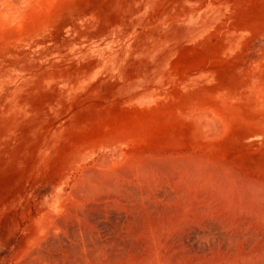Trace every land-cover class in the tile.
Listing matches in <instances>:
<instances>
[{
    "label": "rangeland",
    "instance_id": "374dc122",
    "mask_svg": "<svg viewBox=\"0 0 264 264\" xmlns=\"http://www.w3.org/2000/svg\"><path fill=\"white\" fill-rule=\"evenodd\" d=\"M33 18L23 29L0 30V264L142 261L150 231L182 195L171 186L175 173L186 184L196 169L187 167L185 177L180 163L161 162L136 181L115 154L148 143L163 149L167 133L177 139L168 129L191 119L198 102L246 90L264 62V0H43ZM247 128L195 145L205 167L217 153L214 165L225 168L213 173L221 182L204 173L203 189L213 179L218 196H227L232 179L264 176L262 136ZM104 166L122 171L105 176ZM56 198L64 208L38 229ZM161 243L173 259L204 262L264 244V230L207 214Z\"/></svg>",
    "mask_w": 264,
    "mask_h": 264
},
{
    "label": "bare ground",
    "instance_id": "6f19581e",
    "mask_svg": "<svg viewBox=\"0 0 264 264\" xmlns=\"http://www.w3.org/2000/svg\"><path fill=\"white\" fill-rule=\"evenodd\" d=\"M42 2H43V0H0V30L1 31L2 30L8 31L11 28L23 29L24 26L28 22L34 20L33 17L36 16L38 14V12L40 11V7H41ZM261 65H260L261 67L259 69V72L250 76V78L252 77V79L249 81V83L246 87V90L241 95H232L231 94L232 96H230V95H227V93H226L225 95H220V96L218 95V97L213 96V101L203 100L202 102H198V108L197 109L194 108L195 110L193 109L190 112L191 119H189L188 116H186L185 119L183 117V118H181V120H179V122H181V123H179L177 125L178 127L177 126L175 128L170 127L168 129V132L170 129H173V131H175V133H176L175 137H177V139H172L174 134L170 133L171 134L170 135L167 133L166 136H168V139H170V141L173 142V144H170V145H172L171 147L169 146L170 141L168 143V146L167 145L164 146V148H163L164 150L162 148H160L159 145L157 146L159 148L154 147L153 146L154 144L152 145L153 148H149L150 145L148 143L149 146L146 145L145 148H143L142 150H138L134 146L133 147L132 146L131 147L126 146V147H123L124 150L121 149V153H118L119 156L117 154H115V159L117 161H119L121 158H124L122 164H120L121 166L120 165H118V166L122 167L121 168L122 170L124 168V171L127 170V173L129 172L127 174V176H130L133 180H136V181L138 180L137 178H139L140 175H142L143 177H144V175L148 176L149 174H147V173H149V172H147V170L149 168H152V167L155 168L161 162H162L161 164H163V162H165L166 165L171 164L170 165L171 167L173 166L172 163H174V162L177 164L180 163V165L182 166L181 171H182V169L185 168V175H186V176L184 175L185 177L188 176V168L187 167L192 166L193 170L196 169L195 170L196 172H194L193 170L192 171L194 172V175L197 176V179H195V180L192 179L193 181L190 180V182H186V184L179 182L180 183L179 184V183H177V181L180 180L182 177L179 179L178 175H180V173L177 174L175 172L177 171V168L180 165L179 166L174 165V166H177V168H175V169H173L174 167L172 168L174 171L176 170L174 173L177 175V177H176L177 181H175L176 183L174 182L173 184L170 182L169 183L172 184L171 186L174 187V190L176 192L177 191L182 192V193L179 192L182 195H178L174 198V200L173 199L171 200V201H173L172 207L174 209L173 208L172 209H173L174 213L172 215H170L168 218H166L165 222H162V223H164L163 225H161L162 223L159 224V225H161V228L159 227V225L157 226L158 229H161V230H158L155 227L152 231H150L148 236H150L151 238H148V240H147V241L150 240V245L149 246L147 245L148 247H146V249H145L147 251V255H144V252L141 253V255L143 254V256L144 257L146 256V257L145 258L142 257V261L141 260L138 261L139 257H138V260L134 257L136 259V261L134 258H133L134 261H130V258L127 256L129 258V260L127 261L126 258L124 260L127 263L130 261V263H128V264H264V244L259 245V246L256 245V247H252V249L237 247L232 252H230L228 254L210 256V257L206 258V260L204 262H200V261L196 262V261H193V260H190L187 258H183V257L177 258V259L171 258L169 251L166 250V248L163 247L162 243H161L162 238L167 236L171 232H173L176 227L179 228L182 224H186V223H189L191 221L194 222L195 220H197V219H199L202 216L207 215V214L213 215L215 217L223 218L232 227H236V226H239L241 224H244V225H247L249 227L258 229V230H264V176L260 179L249 177L250 181L247 180L248 183H246L247 181L245 180V178L243 179V181L245 180L244 182L240 180L242 183L240 181H237L239 179H242L241 177L239 179L237 178L236 181H233V179H232V181L229 182V185L225 184L226 182L223 184L220 183L221 186L224 184L226 186L228 185V187H226L228 189V193L234 195V196H228V193H226L227 196H224L226 191L225 192L223 191L222 192L223 196L221 197V195H220V197H221L220 198L218 196V194L216 193V187L217 186H215V185L217 183L215 184L214 182H212L213 179L211 180V182H209L207 180V182H209V183L207 184L206 189H203V187H205L203 185V184H205L204 183L205 179H203V176H204V173L206 174L207 172L209 175L212 176L213 173L215 174L217 172V170H215V169H218V168L221 169L224 167L222 166V164L220 165V167L217 165H214L216 162V159H214V158L217 155V153L216 154L213 153V151H211V149H210V151L215 156H212V154H211V156L209 157L207 155L211 159H210V161L207 160L210 164L205 167V164L207 165V163L204 161L206 159L204 156L205 152L203 154L202 148L200 149L201 151L198 149L200 147H203L201 145V140L203 141V139H205L203 137H208L209 140L207 141L205 139V141L209 142V141H211V139H210L211 137L214 138V140L218 139L215 137L224 136L225 134H228V132L232 128L241 127V126L243 128L248 127L250 130L254 131L256 134H260L262 136V140H263L262 146L264 148V62ZM132 121L134 122L135 118H133ZM212 127H213V129L215 128L216 130H220L219 131L220 133H218V131L210 133ZM248 128H247V130H248ZM190 129H192L194 131L192 132V130H191V132H192L191 133ZM160 130H165V127L160 126ZM140 132L141 131H138V134L137 133L136 134L139 135ZM154 134L155 135H153V136H159L160 135V134H157L156 132ZM134 140H136V139H134ZM144 141H145L144 139L142 141H140V142H142V145H143V143H146ZM183 143H186V144H183ZM210 143H212V141ZM129 144H131V142ZM132 144H133V142H132ZM195 145L198 147L197 148V150H199L198 152L196 150ZM208 145H207V147H208ZM211 145H209V146H211ZM135 146H136V144H135ZM155 146H156V144H155ZM166 146H167V149H166ZM166 153H168V154H166ZM101 157H102V155H101ZM219 157L220 156H218V158ZM216 158H217V156H216ZM220 159H222V157H220ZM148 160H150V161H148ZM224 160H225V158L222 160V162ZM225 161H228V160L226 159ZM211 162H212V164H211ZM150 163H151V165H149ZM224 163H223V165H226ZM228 165H229V163H228ZM228 165H227V167H228ZM118 166H116V168H119ZM168 166H165V167L167 168ZM194 167H195V169H194ZM110 168H112V167L104 166L103 169L101 168L102 170H98V171H99V173L102 172L105 176H107L108 174H109L108 176H111L114 173L122 171L120 169H118L119 170L118 171L117 169H113V168L110 169ZM154 168H152V169H154ZM160 168H161V166H160ZM204 168H205L206 172H204L205 171ZM231 168L233 169L234 167H231ZM231 168H230V170H232ZM152 169H150L149 171H151ZM157 170H159V167H158V169H156V172H157ZM168 170H169V168H168ZM224 170H225V168H224ZM224 170H222L224 172L223 174H225ZM169 171H170L169 172V174H170L171 170H169ZM156 172H154V173H156ZM189 172L191 173V171H189ZM174 173H171V174H174ZM167 174H168V171H167L166 175ZM152 175H153V173L150 176L152 177ZM176 175H174V176H176ZM190 175L193 177L192 174H190ZM221 175L219 177H221ZM231 175H232V173L229 174L228 176H231ZM233 175H234L233 178L235 180L236 175L235 174H233ZM95 176H96V174H95ZM116 176H118V174ZM160 176H162V175H160ZM167 176H169V175H167ZM174 176H172V177L170 176V177L173 178ZM206 176L207 175H205V177ZM192 177H190V178H192ZM213 177L216 178L217 176L213 175ZM223 177L225 178V176H223ZM100 178H101L100 181H102L103 177H100ZM176 178H174V180ZM206 178H208V177H206ZM229 178H228V180H230ZM217 179L218 178H216L215 180L217 181ZM161 180H163V179H161ZM174 180H172V182ZM184 180H186V178ZM136 181H134V182H136ZM187 181H189V180H187ZM221 181H223V179L221 180V178H220V180L217 182H221ZM88 182H90V181H88ZM109 182H107V183H109ZM139 182H140V184L142 183L141 180H139ZM144 183L145 182L143 181L142 186H144L143 185ZM146 183H148V182H146ZM136 184H138V182H136ZM165 184H167V183H165ZM108 186H110V185L108 184ZM111 186H113V185H111ZM247 186H249L250 189ZM218 187L220 188V186H218ZM99 190H101V189L99 188ZM203 190H206L205 192H207V194H204L205 192L202 193ZM248 191H249V193L246 194ZM123 192H124V190H123ZM205 195H207V196H205ZM247 195H249L250 197H246ZM64 203H65L64 201L56 198V200L54 199V201L51 202L48 205V207H45V209L42 211V214L40 216L39 224H37L38 229H40L41 227L44 226V219L46 220L47 218H49V219L52 218V216L55 214L56 211L60 210L61 208H64ZM79 206H80V203H79ZM72 217H74V216H72ZM78 219L79 218H77V220ZM161 219H162V217H161ZM61 220H62V218H61ZM71 221H72V219H71ZM81 223H83V222H81ZM43 228L45 229V227H43ZM155 229L157 230V232L155 231ZM163 234H165V235H163ZM31 247H32V245H31ZM100 253H101V251H100ZM141 255H138V256H141ZM131 256H133V255H130V257ZM96 258H98V257H96ZM100 258H102V257H100ZM83 261H85V260H83ZM97 261H100V260H97ZM83 263H85V262H83ZM88 263H90V262H88ZM92 264H95V263H92ZM101 264H102V261H101ZM103 264H104V260H103ZM123 264H125V262H123Z\"/></svg>",
    "mask_w": 264,
    "mask_h": 264
}]
</instances>
